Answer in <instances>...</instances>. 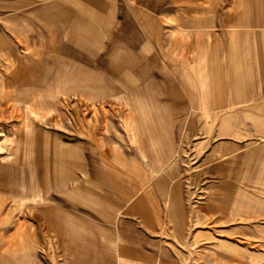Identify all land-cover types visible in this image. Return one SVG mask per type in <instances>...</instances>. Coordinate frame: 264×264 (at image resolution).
Wrapping results in <instances>:
<instances>
[{
	"label": "rangeland",
	"instance_id": "rangeland-1",
	"mask_svg": "<svg viewBox=\"0 0 264 264\" xmlns=\"http://www.w3.org/2000/svg\"><path fill=\"white\" fill-rule=\"evenodd\" d=\"M211 6V0H0V258L264 264V115H232L238 108L226 61L234 29L253 34L264 27H232L236 0ZM240 34V43L249 42ZM198 56L212 63L210 70L217 61V108H185L201 100L191 67ZM108 65L120 69V89L87 94L70 87L69 67L93 75ZM165 74L179 86L174 95L165 90ZM211 75L209 69L202 75L208 88ZM180 81H190L191 93ZM133 86L143 104L149 97L156 99L150 106L166 104L164 124L156 123L154 109H132ZM154 129L167 139L153 141ZM75 154L92 180L85 198L70 191L85 181L79 158L75 179L66 165ZM142 169L152 176L147 183L136 178ZM97 181L117 198L108 207ZM49 214L73 220L52 221Z\"/></svg>",
	"mask_w": 264,
	"mask_h": 264
},
{
	"label": "crops",
	"instance_id": "crops-1",
	"mask_svg": "<svg viewBox=\"0 0 264 264\" xmlns=\"http://www.w3.org/2000/svg\"><path fill=\"white\" fill-rule=\"evenodd\" d=\"M218 1L219 0H211V4L216 3L215 4V7H216ZM237 3L239 4V7H238L239 10L237 12L233 13L231 16V18H233V20L235 19V23L232 24V27L245 26V27L257 28V29L259 27H264V0H236V5H237ZM247 4H251V5H247ZM242 6H245V8L243 9ZM211 9H212V7H211ZM212 10H216V8L212 9ZM252 13H256L255 18H253L250 15ZM249 16H251V17H249ZM246 31L240 32L239 29H234L232 31V46H228V49L226 51L227 67H229L228 63L232 64V77L228 76L230 79L229 91H230L231 97H232V108L235 107V108L239 109V110L236 109V110L232 111V115H256V114L264 115V31H262V32L256 31L253 34L248 32L247 29H246ZM240 33H242L244 35L243 36L244 39L249 40V42L240 43L238 41V39L236 38V37H238V38L240 37V35H241ZM137 48H138V46H131L130 49H131V51L134 52L137 50ZM153 49L155 50V47H153ZM124 53L125 52L122 50V51H120L119 56H118V58H120L122 61H124V59H123ZM145 61H149L148 58L145 59ZM167 61L169 62L170 65L173 63V62H171L172 61L171 58L167 59ZM194 61H197V62L199 61V65H200V67H202V70L206 66L209 69V71L213 74V76L216 75V70L214 69L216 67H214L215 66L214 64L217 61L213 63V70L212 69L210 70L212 63H208V62L206 63L205 57L203 58V57L198 56V58ZM194 61L192 63H194ZM147 66H148V64H147ZM113 70L114 69H112V66L108 65V67L106 68V71H103V73H101V74L95 73V74L91 75V74L84 73L82 71H81L82 74L76 73V69L73 71L72 68L69 67V79L74 81V82H72V85L70 87H73V85H75L76 87H79L81 89H86L85 92H88L87 94L95 93V92L105 94L108 92H112L114 90L113 88H119L120 89L121 87H119L117 84V82L118 83L122 82L121 80H119V77L117 76V73L120 71V69L115 71V73ZM203 73H204V70L200 71V72H196L198 81H200V82H202V81L204 82V80H205L202 77ZM213 76L211 75L212 79H211L209 88L206 85L202 86V89H204L205 91L201 90L199 82L196 83L197 84L198 97L201 100H199L198 104L195 103L193 100L194 105L186 106L185 108H187V110L188 109L210 110V109H214L215 107L216 108L218 107V103L220 100V90L218 88L219 83L216 80V76H214V77ZM73 78H77V79L82 80L83 84L82 85H76V83H75L76 80H74ZM171 80L170 81L172 82V84L169 82L171 85H167L165 87V90L166 91L169 90L168 92L171 95H174V92H176V90H178L177 88H179V86L176 83L175 78L173 76H172ZM180 82L182 84V87H184L186 89L185 85L183 84V81H180ZM212 83H213V85H212ZM175 84H177V85H175ZM206 88H208V90ZM187 90H188V93H191V87L190 88L187 87ZM207 92H208V94L211 93L209 95V97L212 98V103H211L212 105H210V106L206 105V101L204 99ZM112 94H119V93H112ZM146 94H148V93H146ZM128 96H129V98H132V99L134 98V95H128ZM140 97L141 96H139L138 98H134V99L137 102L139 101L138 103L141 105L137 109L135 107L132 109L142 110L143 107L145 108L144 110H148V111L151 109H154L157 112L156 123L158 125L164 124V122L167 121V119L165 118V115L163 113V111L166 110V107L161 108V107H157V106H153V105L148 106L149 102L155 101L156 99L153 100L152 97H149V99L147 101L144 100L146 102H145V104H143L141 102L143 99H140ZM173 100H174V97H173ZM173 103L174 102L172 101L171 104L173 105ZM154 132L156 133V136H155L156 138L155 137L152 138L151 135H153V134H149V138H152L153 141H154V139L161 138L160 135H157V133H160L157 129H154ZM162 138L167 139L166 136H163ZM84 149H86V146ZM77 158L80 159L79 160V165H80L79 169L83 175V178L85 179V176L87 177L88 184H84L85 181L83 180V182L81 184L72 186L70 191L75 192L76 190H78V191H80L79 192L80 195L83 198H85L88 195H90V193H92V191H93L91 189L92 180H90V182H89L90 177L88 176L87 171H86V166H87L86 160H84L85 165H83V162H82L83 156H77L75 154V157L73 159H69L68 160L69 164H66V165H69L72 169H74V179H75L76 178L75 170L78 167L76 166L77 162L75 163V165H73V160H76ZM96 169H98V168H96ZM92 172H94V169ZM84 173L86 175H84ZM102 173L103 172L100 171V174H102ZM139 173H141L140 178H139ZM95 177L97 180L99 178H102L99 174H98V176H95ZM136 178H138L141 181L143 180L144 182L147 183L148 182L147 179L152 178V176H150V174L148 172H146L142 169V170L138 171ZM71 181H73V180H71ZM99 181H101V180H99ZM99 181H97L96 183L98 185H100L98 188L101 189L104 187V192H105V197H106L105 203L108 207V205L110 206L109 203H111L113 199L117 200V198H115L113 196L114 195L113 193H112V198H110L109 192L106 193V187H107L106 184L105 185L103 183L99 184ZM111 182L112 181L109 180L107 182V184L108 183L110 184ZM151 186H149V187H151ZM155 188L157 189L156 186H155ZM151 191H155L153 186L150 188L148 193H152ZM108 211L111 212L112 209H110V210L108 209ZM109 216H111V213L108 212L106 217L109 218ZM65 220L66 221H72L73 219L71 217H69L67 219L64 216L60 217V221H65ZM111 231H112V229L108 228L107 233L110 235V234H112ZM120 237L121 236H119V239H120ZM123 242L124 241L121 242V240H119L118 247H121L122 246L121 244ZM120 249H123V248H120ZM121 253L123 254V252H121ZM134 255H137V254H134ZM119 257H121L123 259L127 258L125 253H124V255L119 256ZM128 257L134 258L135 256L130 255ZM2 258H4V257H2ZM2 258H0V264H13V262H11V260L7 261L6 259H2ZM106 260H109V261L111 260L110 254L107 255Z\"/></svg>",
	"mask_w": 264,
	"mask_h": 264
},
{
	"label": "bare ground",
	"instance_id": "bare-ground-1",
	"mask_svg": "<svg viewBox=\"0 0 264 264\" xmlns=\"http://www.w3.org/2000/svg\"><path fill=\"white\" fill-rule=\"evenodd\" d=\"M215 4L216 3H213V4H211L212 6V9H215L216 7H215ZM211 9V10H212ZM196 46V45H195ZM143 51V50H142ZM150 51V50H149ZM140 53H142V52H140ZM131 54V53H130ZM146 54V53H145ZM140 55V54H139ZM229 64V67H228V70H227V73H228V76L229 77H232V64L231 63H228ZM171 65H174V64H171ZM202 66V65H201ZM192 68H194L193 70H194V73H196V72H200V71H203L204 70V73H205V71L208 69L206 66H205V68H203V70H202V67H200V65H199V61L197 62V61H194V63H192V66H191ZM210 72V71H209ZM63 74H65V72L63 73ZM172 76L173 75H171V74H165L163 77H162V80H163V85H165V87L167 86V83H171L172 84V80H171V78H172ZM171 77V78H170ZM135 78V77H134ZM134 78H133V82H134ZM74 80H79V79H77V78H73ZM171 80V81H170ZM176 81V80H175ZM197 82H199L200 83V88H201V90H203V91H205L204 89H202V86L203 85H206V83H205V81L203 82H200V81H198L197 80ZM196 82V83H197ZM213 82V81H212ZM165 83V84H164ZM177 83V82H176ZM170 84V85H171ZM184 84V83H183ZM174 85V84H173ZM175 85H177V84H175ZM185 85H187V87H191V84H190V81H188L187 83H185ZM212 85H213V83H212ZM207 86V85H206ZM174 87V86H173ZM150 88H152V87H150ZM150 88L149 89H147V90H150ZM169 88V87H168ZM178 89V88H177ZM207 89V88H206ZM169 91V90H168ZM132 92H133V95H134V98H138L140 95H139V93H140V90L137 88V87H134L133 86V90H132ZM146 92V91H145ZM159 102V106L161 107V108H164V107H166V104L165 103H163V102H161V101H158ZM189 103H190V105L192 106V105H194V102H193V100H190L189 101ZM211 103H212V101H211ZM210 103V105H212ZM131 104V103H130ZM133 105V106H132ZM132 108H138L141 104H139L137 101H135L134 103H132ZM207 105V104H206ZM205 105V106H206ZM210 105H207V106H210ZM148 106H150V105H148ZM204 106V107H205ZM214 106V105H213ZM207 108V107H206ZM216 108V107H215ZM85 174V173H84ZM86 175V174H85ZM88 179H87V177L85 176V181H87ZM109 184V183H108ZM111 184V183H110ZM110 184H109V186H110ZM112 186V185H111ZM109 190V189H108ZM112 191V190H111ZM109 192V197L110 198H112V192ZM114 191V190H113ZM115 193V192H114ZM108 197V198H109ZM48 219L49 220H60V217H58V216H56L55 214H49V216H48ZM67 219V218H66ZM66 221V220H65Z\"/></svg>",
	"mask_w": 264,
	"mask_h": 264
}]
</instances>
